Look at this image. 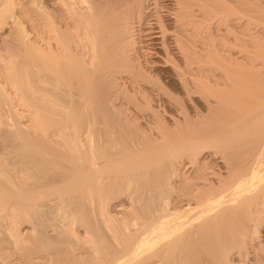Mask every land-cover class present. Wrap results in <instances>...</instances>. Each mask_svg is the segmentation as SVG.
Instances as JSON below:
<instances>
[{
  "label": "bare ground",
  "instance_id": "bare-ground-1",
  "mask_svg": "<svg viewBox=\"0 0 264 264\" xmlns=\"http://www.w3.org/2000/svg\"><path fill=\"white\" fill-rule=\"evenodd\" d=\"M60 1L66 4L67 12L72 15L73 18L70 20L72 22H75V24L73 23V25H75L74 29L78 32V34H76L78 35V37H76L75 40H77V38L79 39L77 41H74V45L72 44L74 47L66 48V58L61 55V60L57 59V61H54L52 65H48V61L46 62V60L42 61V63L40 64V68L37 69L36 72L37 83L39 84L37 86H39V90L42 91L43 94L50 92V94L54 98H52V100H54L55 102H53L55 104V106L53 105V107L69 109L73 102L72 99H74L75 103L81 104V108L85 110L84 117L86 120V124L82 130L74 132V139H71L73 141V144L70 143L72 144V146L69 145V149L72 148L75 152L78 151V153L79 151H81L82 155H80L78 159L76 158L77 160H75V162L77 163H69L71 167L69 165L68 167L70 168L66 169L65 167H61L62 169L60 168V172L55 173L54 175L51 174V176L48 178H46L47 176L43 175L41 171L38 170L41 175L46 178L41 181H39V179L34 176V170H29L28 176L29 174H33L32 176L34 177L31 176L32 179L34 178L35 180L36 178V180H38V183H36V185L32 183L33 180L31 178L26 177L25 174H23V176L29 178L32 181L30 184L31 186L34 185L32 187H35L36 190L33 191L31 189V186L27 187L28 189L25 188L26 190L23 189V193L27 191L28 195H25L23 193L21 194H23L25 197L27 196V199L30 200H27L28 203L26 207H23L21 210L25 211L30 210L31 207H37L38 210L41 211L46 207L50 208L49 203H44V201L43 203L38 202L41 198L40 195H42V198H46L51 195H43V192V194L39 193V198H37L39 200L38 202L37 200H35L34 202L33 200H31V198L33 197H30L31 195H34L32 192H34L36 195L39 191H46L49 185L51 186L49 187L52 188V186L56 184L55 186H57L56 190L58 192L57 196L61 195L64 192H67V190H69V192L67 193L66 197H71V195L76 196L78 194H74V191L82 192L80 189L77 190V188H79V186H81L82 184H84L85 189H87L85 191L87 192L88 189H91L92 191V188H97V190L100 189V191L103 192L102 188L105 186L103 185L104 182L102 181V179L107 178L102 177L104 176V171H113L112 173H116V170L117 172L130 171L131 173L128 172L130 173V176L128 177L127 175L126 180L121 177V179L126 181L125 184L128 185L137 177L135 169L144 164H150V162H152V165L154 167L153 169H150L152 171L149 172L151 175V179L153 180L156 174L159 175V179L160 175H163V181L161 184L166 187V192L163 194L162 198L160 197L161 195L158 196L161 198V202L163 203V205L159 203L161 204V208L159 209L161 211H164L160 212V210H158L161 214H159V212L157 211L158 215H156L153 219L152 215L150 216V214L146 216V214L140 213V215H137L138 221L136 220V222L132 224L129 223L131 226L133 225L132 227H129V224L127 222L125 223L128 226H124L123 228H119L118 226L120 230H118V233H123L121 234L122 236H120L121 238H124L125 234L129 233L127 234L128 236L126 235V239L124 238V243H118L116 241L118 244H120V246L122 245V248L120 247L121 249H119L120 252L118 251L120 255H122V259L120 263L118 262V264H133L137 260H139L138 262L141 263L140 260L146 258V256H150V254L148 253L152 250V245L154 243L156 248V242L154 241V243H152V239L156 235H160V237L168 239L179 234H183V236L185 237L184 234H187L186 232H188V234L190 235L192 234V237L186 238V240L193 238L196 241V243L193 242V245L191 244L192 242L190 243V241L188 240L189 244L193 245L192 248L194 249L191 250L192 252L202 250V248L205 246L209 247L208 244L210 243L204 241L210 239V237H206V239L204 238V236L210 235L217 239L223 237L222 240L225 241V243L228 244L231 249L227 247L228 250L224 252L225 254L223 253L224 258H222L220 253H218V258L223 259L222 264H233L232 261L234 260V257L240 258V253L246 254V244L250 245L251 240L255 236H257V233L261 230L259 222L263 220L264 217V113L261 109L264 106V98H262L264 97V93L263 95L259 94L260 96L257 95L258 93H262V91H264V88L262 86H259L264 83H261V81L258 82L261 84H257L258 86H254L253 84H255L256 81L250 80V78L252 77L246 78V71H251L252 67L254 68L255 64L246 62V39L245 34L243 33L244 30L242 32H240L239 30V32L235 31V33H237L234 34V36H232L231 34V32L233 31L232 30L230 32L231 37H225L228 40L233 37V42L238 40L239 49L235 46L238 50L233 51L229 48L227 49L226 46H217L216 36L220 31L219 30L217 32V28L215 25V17L218 15L216 6L217 0ZM231 1L233 3V0ZM224 2L226 1H222V4ZM228 2L224 3V5L228 4ZM253 2L255 1H252V3ZM236 4L239 5L238 7L236 5V8H238L236 10L237 12L238 10L242 13H245L247 11L245 0H240L239 3ZM257 4L260 5L259 3ZM253 5L255 4L253 3ZM252 8L254 9V7ZM201 10L205 11V15L208 19V24L206 25V33L204 34L203 32H205V29L203 31L201 29L202 32H200L197 26L200 20L199 18L204 15L203 14L200 16V14L203 13H200ZM254 13L257 14V12ZM203 17L205 18V16ZM219 19L220 18H218V20ZM220 45H222V43H220ZM49 48L52 49V46L49 45ZM260 48L262 47L260 46ZM57 50L59 52V49ZM254 51L257 52L256 50ZM63 53L64 52L61 51L60 54ZM77 54H79V56H77ZM249 54L251 55V52ZM253 59L254 58H252L251 61ZM246 65L250 66V68H247ZM256 70L257 68L255 69V74ZM247 79L251 81L250 83H252L254 87H259V89L253 88L249 90H255L258 92L246 91V84L249 83ZM254 79L255 78H253V80ZM219 92H224L225 95L222 96H226L224 99H222V101L219 99L221 98V96H217ZM99 93H105L107 95L106 98L101 99L105 97L104 94H102L103 97L98 98L97 95ZM172 93H175L174 95L176 96H173ZM252 93L256 96H254ZM127 97L130 98L127 99ZM252 97H257L256 101H252L253 99H255ZM129 99H131L132 101H130ZM223 100H226L228 102ZM192 101L197 102L198 107L195 109L194 107L191 108V110L193 111V115L191 116L193 117L190 116V118H193L191 120H195L197 122H191L192 124H200L203 125V127H207L209 123H218V132L216 129H213L214 132L210 130L209 132H207V130L203 132V134L196 137V139H199V141H195L193 139V136H188V131H191L188 128L192 125H188L190 124L188 122L191 121L187 119L188 117L186 118V116H182L183 122L181 121V123H188L185 124L186 126L184 125L185 128L180 127L179 125L181 124L179 120V117L181 118V116L179 113L183 111L184 108L186 109L187 105L184 106L186 102L191 103ZM248 101L250 102L247 103ZM191 105L194 106V104ZM254 105H258L257 108L262 105L263 106L255 110V112H253L254 109L251 107L253 113L248 114L247 112L249 109L246 108H250V106L254 107ZM142 106L150 109L152 113L157 112L159 107L166 109L165 111L168 112V117L171 120L170 124H173L174 128L180 129L179 132L177 131L176 133H173V136L169 139L175 141H169L167 139V136L165 137V135H163L161 132H158V135L155 136L154 134V137L151 136L152 134L149 135L150 137L148 138L151 140L149 141L151 144H149L150 146L148 147H143L142 145L144 144L142 143H144V141L140 139V137L142 136L141 134L140 137L138 136L141 141H137V143L134 141L135 145L130 150L129 146H127V141H125L126 145L121 144L117 147H114V152V142L110 141L112 136L110 131H113L109 128L115 127H113V125L111 126V124L119 123L126 124L127 126L129 123H127V121H139L140 119V121H142L146 126L152 128L155 126L152 125L153 122L150 120L151 118L154 119L152 117L154 116L152 115V113H149L150 115L141 114V111L139 113V110ZM60 108L57 109L62 111V109ZM68 109L66 110L68 111ZM106 109L113 111L114 113L117 112L118 116L116 118H114L115 116H112L114 120H109V117L107 118L103 113V111ZM80 111L83 110L79 109V112ZM70 113L71 111L69 110V112H66L64 114L69 116L67 117V120L69 118H72L71 121L73 122V126L76 127L77 125L75 122V118L78 114L75 115ZM64 118L65 117L63 116V119L61 120H65ZM77 118H80L79 115ZM111 120L114 121V123ZM138 123L140 122H137L136 125ZM107 124H109L111 127ZM160 125L158 124L159 127ZM44 126L45 125L43 124V127ZM138 126H141V124H138L137 127H135L137 129L143 130L142 128L144 127L138 128ZM42 128L40 129L41 131H43ZM181 128H183L184 130ZM140 130H138V132H140ZM58 132L59 131H56V133ZM41 133L44 134L45 131ZM225 133L230 134V136L228 135L229 137L232 136V141H227L228 137L223 136L227 135ZM137 134L139 135V133ZM134 136L132 135V137ZM224 137H227V140L223 139ZM133 139L134 138H132L131 140ZM71 140L68 141L72 142ZM145 141L147 142L148 139H145ZM154 141L156 142L155 144ZM58 143L60 142L55 143L54 141L55 145H58ZM65 145L64 147H66ZM58 146L59 148H61V144ZM53 149L55 148L53 147ZM126 150H129L128 153L130 154L125 153V156H123V158H118V160L113 159L114 154L118 152L119 154H123ZM58 152L59 151L57 150V154L59 156H63L62 154L64 153L61 154V152H59L61 154L60 155ZM64 152L68 153V151ZM179 152L181 155H184L186 159V162L182 160L183 166L187 163L189 164V162L191 164H194L192 165L193 171H191L190 169V171H188V173L184 176V173L181 170H178V166L181 164L180 161V164L176 166V169L171 171L172 174L169 173V170L174 168L173 165ZM30 154L31 153L29 152L26 155L30 156ZM39 154L40 153H37L38 157L40 156ZM67 156L71 157L68 154ZM81 156H83V158L85 159L81 158ZM81 159L85 161L81 162L83 161ZM67 160L69 161V159ZM71 160H74V157L70 158V161ZM26 162L27 161H24V163ZM160 162H166L168 165L164 166L163 164H160ZM27 164L28 166H30L29 163ZM32 166L33 168L36 167L34 165ZM168 166H172L173 168L170 167L169 169ZM192 166L190 165V168H192ZM24 168H27L26 164ZM29 168L32 169L31 167ZM37 169H39V165H37ZM56 169L59 170L58 167ZM63 169H66L67 173L64 172ZM177 170L181 171V173L178 174L183 173V177L181 178L182 184L177 183L178 186L181 185L182 191H180L179 189H177L179 191L175 190V187H177V185L175 186L176 182L174 180L178 179V182H180ZM30 171H33V173H31ZM80 171H84L83 174ZM79 172L83 175V179L78 182V185H76L74 184V181L76 180V178H78V175H80ZM192 172L194 174H192ZM22 173H24V171ZM74 173L77 174L73 177V180L72 176ZM173 175H177L176 177L178 178L175 179ZM138 176H140V174ZM69 177H71L70 180H68ZM26 178L23 179L26 180ZM71 181L73 182L70 183ZM25 182H27L28 184L27 180ZM160 182L161 181L157 180V183H159V185ZM25 184L26 183H24V185ZM118 184L124 185L121 183ZM112 186L110 185L109 187L111 188ZM97 190L95 191L97 192ZM174 191L181 193L184 192L182 194L185 195L181 196L185 197L186 199H181V196H177L178 200H176L175 198L177 197L172 196L173 194H170L174 193ZM92 192H94V190ZM54 194H52V196ZM69 194L71 195L69 196ZM176 194L174 193V195ZM3 198L7 197L5 196ZM55 199L61 201V198L56 197ZM102 199L105 200V198ZM2 201H4V199ZM50 201L55 202L56 200ZM57 202L58 203L56 205H59V201ZM60 207L62 206L54 208L55 210H58ZM65 207L66 206L63 205V208H60L59 210L64 209ZM119 207L120 206L116 207V210H121ZM49 208H46L45 210L53 211V209ZM152 210H150V212ZM44 212H40L41 215ZM48 217L50 218V216ZM103 218L104 217H102V219ZM35 220L36 223H38L37 221L39 220V218L35 217ZM111 221L108 220L107 222ZM130 221L128 220V222ZM51 224L55 228L63 225L58 224L55 226L53 223ZM57 230L59 231V229ZM60 231H62V229ZM87 232L91 233L90 231ZM56 234V236L59 235L58 232ZM131 236H133L132 239L130 238ZM128 238L131 241H128ZM201 238H203L204 240H201ZM53 239H55V237ZM173 239L175 240L176 238ZM178 239H182L180 238V235ZM160 240L162 241L163 239L159 238V240L156 241H159L158 243H160ZM199 240L204 243L202 245H199ZM37 241L40 240L37 239ZM68 242L62 240V238L60 239V241L56 240V243L53 245L54 247H49V245L45 246L47 247V252L45 254L37 256L38 253L34 252L37 256L35 258H38L39 260L37 261H40L42 264H44V261L41 260L46 259V257H48V260H51H46V262H51V264H82V259L84 258V255L86 253L88 254V256L90 255L89 258H91V250L94 255L96 254L95 251H97V249L94 246H91L90 249H88L90 251H85V249L82 250L81 248L80 251L72 253V256L69 257L64 254L71 252L72 250V246ZM167 242L169 243V240H167ZM180 242L176 240V243ZM184 242L186 241H182V243ZM65 244H70V246L68 247V245ZM163 244L160 243L159 245L162 246ZM169 244H174V242ZM189 244L187 245V247L190 246ZM83 245L84 244H82V246ZM32 246L33 245H31V247ZM78 248H80V245ZM170 248L168 249L170 250ZM210 248L211 247H209V249ZM179 249L181 250L182 248ZM188 249L186 251H188ZM220 249L221 248H219V251H217L221 252L222 250ZM180 250L177 253L182 254V257L183 253H181ZM183 250L185 249L183 248ZM32 251L34 250H31L30 252ZM41 251L43 252V249ZM191 251L188 252L192 253ZM205 252H207V250ZM32 258L33 257H31V259ZM26 259L28 258H24V260ZM238 261L241 260L239 259ZM27 262L28 260L26 261V263ZM31 262L32 264H37L36 261ZM40 262L38 264H41ZM26 263L24 262L23 264ZM96 263L93 262V264Z\"/></svg>",
  "mask_w": 264,
  "mask_h": 264
},
{
  "label": "rangeland",
  "instance_id": "rangeland-1",
  "mask_svg": "<svg viewBox=\"0 0 264 264\" xmlns=\"http://www.w3.org/2000/svg\"><path fill=\"white\" fill-rule=\"evenodd\" d=\"M222 1H226L224 3H227L229 1L228 4H226L228 8L226 7V5H224V3L222 4ZM239 1L240 0H233V3H234L233 4L231 0H217L216 6H217V14L218 15L215 17V25L217 28V32L219 30L220 31L217 33L216 43H217V46H226L227 49L229 48L233 51L234 50L236 51L239 49L238 40L233 42L234 41V40H232L233 37L229 40L226 39L225 37L230 38L231 37L230 32L232 30H233L232 31L233 33L231 32L232 36H234V34H236L237 32H239V31L242 32L244 30L243 33L245 34V39H246V58H247L246 62H248V63L251 62V63L255 64L254 68L252 67L251 71L247 70V68L248 67L250 68V66L246 65V67H247L246 68V70H247L246 71V78L252 77V78H250V80L256 81V83L253 82V83H255V84H253L255 86L257 84L264 83V65H263L264 64V61H263L264 60V38H262V37H264V0H245L246 1V10H247L245 13H242L239 10H238V12L236 11L238 9V8H236V5H237L236 3H239ZM252 1H255V2H253L255 5H253ZM257 3H259L260 5H258ZM221 4L223 5L224 8L222 7ZM231 6H232V8H231ZM238 6L239 5H237V7ZM252 7H254V9ZM257 7H259V8H257ZM254 12H257V14ZM200 13H202V14H200V16L204 14L203 16H205V18L203 16L200 17L199 19L201 21L199 20L197 26H198V30L200 32H202L205 29V32H203V34H204V33H206V29H207L206 25L208 24V19L205 15L204 10H201ZM72 18H73L72 15L67 12L66 4L64 2H61L60 0H0V197H1L0 200L2 201L4 199V201H2V202L0 201V264H23L24 262L26 263L27 260H28L27 263H29V264L31 261H33V262L36 261V263L38 264L40 261H37L39 259L35 258V257L40 256L42 254H45L47 252V249H46L47 247H45V246L49 245V247H52L56 243V240L60 241L61 238H62V240H65L67 242L69 241L68 243H70L72 246V248L70 247L72 249L71 252L64 253L69 257L72 256V253H76V252L80 251L81 248H82V250L85 249V251H86V250L90 249L91 246H94L97 249V251H95L96 256L93 254L92 250L91 251L88 250L93 255L91 254V258H89L90 255L88 256V254L86 253L84 255V258L82 259L84 264H93V262H95V263L98 262L96 264H116V263L118 264V262L120 263V261L122 259V255H120V253H119L120 252L119 249L122 248L121 247L122 245L120 246V244H118V243H120V242L124 243V241H125L124 238L126 239V235L129 234V233H126L125 237L121 238L120 236H122L121 234H123V233H121V232L118 233L119 228L120 227L123 228L124 226H128V225H126L125 222H127L128 224L129 223L132 224V223L136 222V220L138 221L137 215H140V213L146 214V216L148 214H150V216L152 215V219H153L156 215H158L157 211L160 210L159 208H161V204L163 205V203L161 202V198H162L163 194L166 192V187H164V185L161 184L163 181V175H160V179H159V175L156 174V176L152 180L149 172L152 171L150 169H153L154 166L152 165V162H150V164H144V165L138 167L137 169H135V172L137 173V177H136L137 179L135 178L133 180L134 182L131 181L128 185L125 184V182H126L125 180L127 179V175H128V177L130 176V173H131L130 171H125V172L124 171H118V172H120V173H118L116 170L115 171L116 173H112L113 171L108 172L109 170L106 169L107 172L104 171V174H103L104 176H102V177H107V178L102 179V181L104 182L103 185L105 186L102 188L103 192H101L100 189L97 190V188L96 189L92 188L94 190V192H92L93 190L91 191V189L90 190L88 189V192H87V191H85L87 189H85L84 184H82L81 186H79V188H77V190L80 189L82 192L74 191V194H78V195H76L77 197L69 194V196L71 195V197H73V198L66 197L69 190H67V192L62 193L61 195H58L59 196L58 197L57 196L58 192L56 190L57 186H55L56 184L55 185L53 184L54 186H52V188H50L51 187L50 185H49L50 187L48 186L46 191H50V192L39 191L35 195V193L31 191L35 195V196L34 195L30 196V197H33V198H31V200H33L34 202H35V200H37V202L39 201L37 199V198H39L38 197L39 193L40 194L44 193L43 195H51V196L46 197V198L43 197L44 199L42 198V195H40L41 198H40V201L38 203H43V201H44V203H49L50 208L49 207H46V208L53 209V211H46L45 210L46 208L39 211L37 207H35V208L31 207L30 210H25V211L21 210L23 207L24 208L26 207V205L28 203L27 200H30V199H27V196L25 197L23 195V194L28 195L27 191L25 193H23V189L26 190V189H28L27 187L31 186L30 183L32 181L29 178L32 179V177L36 176L39 179V181L44 180V179L50 177L51 174L54 175L55 173L60 172L62 169L61 167H65L66 169L70 168L71 165L69 163L75 162V160H77L78 157L80 155H82L81 151H79V153H81V154H79L78 151L75 152L74 149H72V148L69 149V147H70L69 145L72 146V144H73V141L71 139H74V136H73L74 132L82 130L86 124V122H85L86 120L84 117L85 110L83 108H81L82 107V106H80L81 104L75 103L74 99H72L73 102H72L71 107H69V109L57 107V108L62 109V111H60L56 107H53V105L55 106V104H54L55 102H54V100H52V98H53L52 95L50 94V92L43 94V92L39 90V86H37L39 84L37 83V75H36L37 69L40 68V64L42 63L43 60H46V62L48 61L47 62L48 65H52V63L54 61H57V59L61 60L60 59L61 55L64 56V58H66L65 57L66 56L65 50L67 47L68 48L74 47L73 46L75 44L74 41H77L79 38H77V40H75V38L78 37V35H76V34H78V32H77V30L74 29L75 25H73V23L75 24V22H72L70 20ZM218 18H220V19L218 20ZM260 25H262V26H260ZM241 27H242V29H241ZM229 28H230V30H229ZM201 29H202V31H201ZM75 31H76V33H75ZM235 31H237V32L235 33ZM200 34H202V33H200ZM258 37H259V39H258ZM218 39H220V40H218ZM54 41H57V42H54ZM227 41H229V42H227ZM54 43H56V44H54ZM220 43H222V45H220ZM258 44L262 48H260V46ZM49 45L52 46V49L49 48ZM59 45H60V47H59ZM235 46L238 47V49ZM256 46H258V47H256ZM61 47H62V49H61ZM218 48H220V47H218ZM57 49H59V52ZM254 50H256L257 52H255ZM61 51H63L64 53L60 54ZM250 52H251V55L249 54ZM77 56H79V54H77ZM250 56L252 58H254L252 61H251L252 58ZM64 58H62V59H64ZM256 68H257V70H256V74H255ZM248 74H249V76H248ZM253 78H255V79L253 80ZM247 81H249V80L247 79ZM250 82L251 81H249V83L246 84V91L253 92L255 90H249V89H253L256 87H254L252 85V83H250ZM258 82H261V83H258ZM263 85L264 84H261L259 86H262L264 88ZM256 89H259V87H257ZM255 92H258V91H255ZM263 93H264V91H262V93H258V94L256 93V94L257 95H259V94L263 95ZM102 94H104L105 97H103ZM174 94L175 93H172L173 96H176ZM222 95H225L224 92H221V93L219 92V94L217 95L218 97L221 96V98H219L221 101H222V99H224L226 97V96L223 97ZM253 95L256 96L255 94H253ZM106 96L107 95L105 93H99L97 95L98 98L103 97L101 99L106 98ZM128 98H130V97H127V99ZM252 98H255L253 100L251 99L252 101H256V99H257V97H252ZM262 98H264V97H262ZM258 99H261V98H258ZM129 100L132 101L131 99H129ZM226 100H223V101H226ZM260 101H262V100H260ZM226 102H228V101H226ZM249 102L250 101H248L247 103H249ZM258 103H260V102H258ZM191 104H194V106ZM251 105H253V104H251ZM184 106H186V109L184 108V110H183L184 112L181 111L179 113L181 116V118L179 117L180 123L182 121V116H186V118L188 117L187 119L189 121L191 119H193V118H190V116L193 115V111L191 110V108L192 107H194V109L198 108L197 102H195V101H192L191 103L186 102V104ZM255 106L256 105H254V107L250 106V108L249 107L246 108V109H249L248 112H247V110H246V112L248 114H251V113L255 112V110L262 107V106H260L259 108H257L258 105L256 107ZM251 107L254 109L253 112H252ZM66 109H68V111ZM79 109H82L83 111L79 112ZM261 109H262V112L264 113V106ZM69 110L71 111L70 114H75V115L78 114L80 117L78 119L77 118L78 115H76V118H75V122L77 125L76 127L73 126V122L71 121L72 118H69L67 120V117H69V116L64 114L66 112H69ZM165 110L166 109L159 107L157 112L152 113V111L150 109H147V107H145V106H142L139 110V113L141 111V114L152 113V115H154V116H152L154 119L151 118L150 120L154 123V124L152 123V125L153 126L155 125L154 127L157 129V131L154 127H153L154 128L153 129L152 127L146 126L142 121H140V119H139V121H136V120H134V121L132 120V122L127 121V123L129 122L127 126H126V124H119V123L118 124H116V123L111 124V126L113 125V127H115V128H109L113 131V132L110 131V133L112 134L110 141H113L115 144H117V145H115L113 143V148L117 147L121 144L126 145L125 141H127V144H128L127 146H129V150H130L135 145V142L137 143V141H141V140L144 141V143H142L144 145H142V146L148 147V146H150L149 144H151L149 142L151 140L148 138V137H150L149 135L152 134L151 136L154 137V134L156 136V135H158L157 134L158 132L159 133L161 132L163 135H165V137L167 136V139L169 140L170 137L173 136V133H176L177 131L179 132L180 129L179 128L176 129V128H174L173 124H170L171 120L168 117L169 114ZM103 113L105 114V116L107 118L109 117L108 118L109 120L110 119L114 120V118H116L118 116L117 112L114 113L113 111H110L108 109L104 110ZM58 114H59V116H58ZM63 116L65 117L64 119L66 121L61 120V119H63ZM112 116H115V117L113 118ZM191 117H193V116H191ZM112 122L114 123V121H112ZM137 122H140L138 124H141V126H138V128L144 127V128H142L143 130L136 128L138 125V124L136 125ZM191 122L194 123L196 121L191 120L190 122H188L190 124H188L187 122H184V123H181L179 125H180V127H184V125L186 123L188 125H191L192 124ZM214 123L215 124L209 123L207 127H203V125H200V124L199 125L192 124L194 126L191 125L188 128L191 130V131H188V136H190V137L193 136V139L195 141H199V139H196V137L198 135L203 134V132H205L207 130H208L207 132H209V130L214 132V130L216 129L218 132V126H217L218 123H216V122H214ZM43 124L45 125L44 127H43ZM62 124H64V125H62ZM158 124L159 125L161 124L160 125L161 129L158 126ZM107 125L110 126L109 124H107ZM118 126H119V129H118ZM42 127L44 129L45 128L46 129L44 130ZM41 128L43 131H45L44 134L41 133V132H43L40 130ZM181 129H183V128H181ZM188 129H185V130H188ZM55 130L59 131V132L56 133ZM73 130H75V131H73ZM114 130H116V131H114ZM138 130H140V132H142V133L138 132ZM199 130H200V132H199ZM134 133H135V136H134ZM137 133H139V135ZM167 133L169 134V136ZM131 134L134 137H132ZM141 134H142V136L140 137ZM146 134H148V135H146ZM162 134H160V135H162ZM189 134H191V135H189ZM225 134H227V133H225ZM228 135L230 136V134L223 135V136H227L228 140L226 139L227 137L226 138L224 137L223 139H226L227 141H232L231 140L232 136L229 137ZM138 136L140 137L141 140L138 138ZM132 138H134V139L131 140ZM145 139H148L147 142H149V143H147L145 141ZM68 140H71L72 142H70ZM54 141H55V143L60 142V143H58V145L61 144V146H60L61 148H59V146L57 144L55 145ZM75 141H77V140H75ZM156 141H158V140H156ZM159 141H161V140H159ZM169 141H175V140H169ZM70 143H72V144H70ZM155 143L156 142L154 141V144ZM64 145L69 150L66 147H64ZM139 146H138V148H139ZM53 147L55 149H53ZM23 148H25V149H23ZM154 149H152V150H154ZM54 150H56V151H54ZM57 150L59 152H61V154L64 153V154H62L63 156H59L57 154ZM62 150H63V152H62ZM129 150H126L124 153L122 152L123 154H119V152L116 153L118 155L114 154L113 159L118 160V158L119 159L123 158V156H125L124 155L125 153L130 154V153H128ZM64 151H68V153L64 152ZM112 151H113V149H112ZM29 152L31 154H30V156H27L26 154ZM114 152H115V148H114ZM37 153H40L39 154L40 158L38 157ZM67 154L70 155L71 157L67 156ZM47 155H49V156H47ZM72 156L74 157V160L70 161V158H73ZM30 157H32V158H30ZM176 157L177 158L175 160L177 161V163L175 161L174 165L172 164L174 166V168L172 166H170L171 168H173V169H170V167L168 166V168L170 169L169 173H171L172 170H175L176 166L179 165L180 163L181 164L179 166H181V167L178 166V168H179L178 170H181L184 173V174L182 173L183 176L186 175L188 173V171H190V169H191V171H193L192 165H194V164H191L189 162V164L187 163L183 166V161L186 162L184 155H181L179 152ZM81 158H83V156H81ZM26 159H30V160H26ZM32 159H34V160H32ZM35 159H37V160H35ZM67 159H69V161ZM83 159H85V158H83ZM83 159H81V160H83ZM24 161H27V162L24 163ZM28 161H30L32 164ZM36 161H38V162H36ZM84 161L85 160H83L81 162H84ZM179 161H180V163H179ZM63 162H65V163H63ZM162 162H164V161H162ZM27 163H29L30 166H28ZM75 163H77V162H75ZM25 164H26V167L28 169L24 168ZM160 164H163L164 166L168 165L166 162L165 163L160 162ZM32 165H34L36 167L33 168ZM37 165H39V169H37ZM68 165L70 167H68ZM78 165H80V164H78ZM188 165H189V167H188ZM190 165L192 166V168H190ZM158 166H159V164H158ZM29 167H31L32 169H30ZM57 167L59 168V170L56 169ZM26 169H27V171H26ZM66 169H63V171L66 172L67 171ZM29 170H34L35 171L34 173H33V171H30V172L35 174V175L32 176L33 174H31V175L29 174V176H28ZM38 170L41 171V173L43 175H46L47 177L45 176L46 178H44V176L41 175V173ZM45 170H47V171H45ZM178 170H177V174L181 173V171H178ZM23 171H24V173H22ZM36 171L38 172V174ZM80 172L83 174L84 171L83 172L80 171ZM80 172H79V174L81 176L78 175V178H76V180L74 181V184H76V185H78V182H80L83 179V175ZM128 172H130V173H128ZM121 173L123 174V176ZM23 174H25V176L29 177V178H26L25 176H23ZM76 174L77 173L73 174L72 179ZM139 174H140V176H138ZM182 174H178L180 182H178V179H176V178H178V177H176L177 175H173L175 177V179L177 180V181L174 180L176 182V183L174 182L175 186L177 185V183L182 184V182H181L182 181L181 178L183 177ZM192 174H194V173L192 172ZM121 177L125 180L121 179ZM23 178H26V180L28 181V184H27V182H25L26 180ZM113 178H115V179H113ZM70 179H71V177L68 178V180H70ZM107 179H109V180H107ZM118 179H120V180H118ZM32 180H33L32 183L34 185H36V183H38V180H36V178H35V180H34V178ZM113 180L116 182H114ZM157 180L161 181L160 185H159V183H157ZM72 182L73 181H71L70 183H72ZM107 182L108 183L111 182V183L108 184ZM24 183H26L28 186L26 184L24 185ZM118 183H121L124 185H120ZM147 183H148V185H147ZM34 185H32V186H34ZM110 185L111 186L113 185V186L110 188L109 187ZM32 186H31V189L33 191L36 190V188L35 187L33 188ZM177 187H175L176 191H179V190L182 191L181 185H179V186L177 185ZM157 188H158V190H157ZM177 189H179V190H177ZM2 190H4V191H2ZM74 190H76V189H74ZM95 190H97V192ZM148 190L151 191L152 193L149 192ZM1 193H2V195H1ZM4 193H5V196L7 198H3V197H5ZM21 193H23V194H21ZM71 193H72V191H71ZM174 193L175 194L178 193L179 195L178 194L174 195ZM174 193H170V194H173L172 196H176V197L181 196V195H185V194H182L184 192L181 193V192H175L174 191ZM52 194H54V195L52 196ZM158 196H160L161 198ZM30 197H28V198H30ZM56 197L61 198V201L58 199H55ZM62 197H63V199H62ZM116 197H118V198H116ZM126 197H127V199H126ZM69 198H71V199H69ZM99 198H101V199H99ZM102 198H105V200ZM180 198L183 199L185 197L181 196ZM46 199H48V200H46ZM128 199H129V201H128ZM175 199L178 200V197ZM50 200H54V201L56 200V201L51 202ZM57 201H59V205H56L58 203ZM153 201H155V202H153ZM23 202H25V203H23ZM101 202H104V203H101ZM159 203H161V204H159ZM136 204H137V207H139V208L136 207ZM63 205L66 207L64 209L59 210L60 208H63ZM59 206H62V207H60L58 210L57 209L55 210V208H58ZM106 206H107V208H106ZM118 206H120L119 208L121 210H116V207H118ZM162 208H163V206H162ZM49 209H47V210H49ZM135 209H136V211H135ZM44 210H45V212H44ZM150 210H152V211L150 212ZM42 211L44 213L41 215L40 212H42ZM100 211H102V212H100ZM163 211L164 210H162V211L160 210V212H163ZM145 212H147V213H145ZM160 212H159V214H161ZM48 213H50V214H48ZM62 213H64V214H62ZM100 214H101V216H100ZM47 215L50 216V218ZM34 216L36 218H39V220L37 221L38 223H36L37 219L35 220ZM61 217L62 218L65 217V218H63L64 222H63V219ZM102 217H104L103 218L104 221H103ZM107 218H109V219H107ZM48 220L50 223L48 222ZM108 220H110V221L112 220V221L107 222ZM128 220L129 221L131 220V221L128 222ZM51 223H53L55 226L58 224H60V225L63 224V225L55 228L52 226ZM55 223H57V224H55ZM48 224H50V225H48ZM130 224H129V227L131 226ZM259 224L261 227V230L259 229L260 231L258 232L259 235L257 233V236H255L252 239L253 241L251 240L250 245L246 244V250H245L246 254L240 253L241 254L240 258H237V257L233 258L234 259L232 261L233 264H264V217H263V220H261L259 222ZM118 226H119V228H118ZM57 229H59V231ZM61 229H62V231H60ZM87 231H90L91 233H89ZM57 232L59 234L58 236H56ZM114 232H115V234H114ZM122 232H124V231H122ZM186 233L187 234H184L185 237L183 236V234H179L180 238H182V239L184 238L183 240L178 239L179 235H176L174 237H170L168 239L162 238V237H160V235L154 236V238L152 239V243H154V241L156 242V248H155V245H154L155 243H154L152 245V250L148 253V254H150L151 257L146 256V258L140 260L141 263H139L138 262L139 260H137L133 264H157V263L158 264H163V263H166V264H219L220 263V264H222L223 263L222 258H224L223 253L226 250H228L227 247H229V249H231L230 246H228V244H226L225 241L222 240L223 237H220L217 239V238H214V237L208 235V236H204V238L210 237V239H208L204 242L210 243L208 245L211 248L209 249V247L205 246V247H203L204 249L202 248V250L192 252L191 250L194 249V248H192V246L194 245V243H196V241L193 238L186 240V238L192 237V234L190 235V234H188V232H186ZM40 236L42 237V239ZM88 236H89V238H88ZM54 237H55V239H53ZM119 238H120V240H119ZM130 238L132 239L133 236H131ZM159 238L163 239L162 241L160 240V243H162V244L164 243L162 246L159 245L160 244V243H158L159 241L158 242L156 241V240H159ZM173 238H176V239L174 240ZM37 239L40 241H37ZM54 240H55V242H54ZM127 240L129 241L130 239L128 238ZM167 240H169V243L174 242L175 245L169 244L167 242ZM171 240H173V241H171ZM176 240H178V242H180V241L181 242L176 243ZM188 240L190 241V243L192 242L191 244H193V245L189 244ZM201 240H204V239L201 238ZM201 240H199L200 241L199 245H202L204 243V242H201ZM182 241H186V242L182 243ZM30 244L33 245L32 247H34L35 249L32 248ZM35 244H37V245H35ZM70 244L69 245L65 244V245H68V247H69ZM82 244H84V245L82 246ZM91 244H93V245H91ZM188 244L190 245L189 247H187ZM39 245H41V246H39ZM57 245H55V246H57ZM79 245H80V248H78ZM115 245H117V246H115ZM157 245H159V246H157ZM170 246H171V248H170ZM30 247H31V249H30ZM38 247H41L43 249V252L41 251L42 249L38 248ZM100 247H101V249H100ZM168 248H170V250L171 249H173V250L170 251ZM179 248H182V249L180 250ZM183 248L185 250H183ZM219 248H221L220 249V250H222L221 252H218ZM187 249H188V251H191L193 254L186 251ZM205 249L207 250V252H205L206 251ZM31 250H34V251L30 252ZM165 250H167V251H165ZM179 250L181 253H183L182 257H181L182 254L177 253V252H179ZM115 251H117V252H115ZM34 252L38 253L37 256L35 255ZM162 252H163V255H162ZM165 253H166V255H165ZM188 253H189V255H188ZM218 253H220L222 258H218L219 257ZM25 254L28 257H26ZM64 254H62V255H64ZM117 254H119V255H117ZM66 255H64V256H66ZM242 255H245V256H242ZM103 256H106V257H103ZM160 256H161V258H160ZM31 257H33V258L31 259ZM118 257H121V258H118ZM155 257H157V258H155ZM24 258H28V259L24 260ZM47 258L48 257H46V259H43L41 261H44L43 262L44 264H51V262H48V263L46 262V260L51 261V260H48ZM93 259H94V261H93ZM237 259L238 260L240 259L242 262L238 261ZM159 260H162V261L165 260V261L162 262ZM31 264H32V262H31Z\"/></svg>",
  "mask_w": 264,
  "mask_h": 264
}]
</instances>
